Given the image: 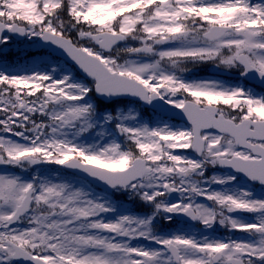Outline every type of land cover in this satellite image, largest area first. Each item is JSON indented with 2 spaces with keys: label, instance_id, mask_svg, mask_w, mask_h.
I'll return each instance as SVG.
<instances>
[{
  "label": "snow or ice",
  "instance_id": "obj_1",
  "mask_svg": "<svg viewBox=\"0 0 264 264\" xmlns=\"http://www.w3.org/2000/svg\"><path fill=\"white\" fill-rule=\"evenodd\" d=\"M12 36L51 51L0 61V264H264V0H0Z\"/></svg>",
  "mask_w": 264,
  "mask_h": 264
},
{
  "label": "rangeland",
  "instance_id": "obj_2",
  "mask_svg": "<svg viewBox=\"0 0 264 264\" xmlns=\"http://www.w3.org/2000/svg\"><path fill=\"white\" fill-rule=\"evenodd\" d=\"M35 51H36L35 44L32 41H28L27 39H25V41H22V42L18 43V45H16V44L12 43L11 39H10V43L7 45L6 50L3 52H0V55H4V56L11 55V56H6L8 58H6V57L0 58V61H6L7 63L13 64V65L19 64L20 67L16 68L15 71L23 72L26 66L39 63L40 61L49 57L46 53L42 54L40 52H35ZM60 62L62 63V61H60ZM40 66L42 68H44L45 70H47L46 65H40ZM212 67L213 66L210 64H202V65H198L195 67H191L190 71L187 72V75L190 74V75L196 76V78H194V79H211V78L204 76V74L207 73V70L209 68H212ZM115 107L117 109H120V108L127 109L128 107H133V105L126 104V103H119V104L115 105ZM136 109H137V111H140L139 107H136ZM142 113H143L145 118H147L148 116L151 115V112H149V111H147V112L143 111ZM190 154L194 156L193 153H190ZM53 167H54V165L43 166V168L47 169V170L54 169ZM0 170H3L2 167H0ZM12 171L19 172V170H12ZM219 172H222V171H218L217 169H209L208 175L211 176L213 173H219ZM49 174H50L49 171L44 172V175H49ZM52 174L54 175V173H52ZM60 177L63 180L71 181L75 184H85L84 182L77 180L74 177H69V176L65 175L61 171H60ZM245 187H251V185L246 184ZM253 191L256 193L257 196L262 195L260 187H256V188L253 187ZM116 195L118 197L122 198L124 201V203H120V201L118 200L119 203L121 204L122 208L132 210L130 208V201L131 200L127 196H122L119 194H116ZM203 202L208 203L207 201H203ZM241 215H247V214H241ZM249 219H251V217H249ZM176 226L181 227L182 225L177 224ZM198 228H200L199 225H198ZM175 229H172L171 232L174 231ZM212 234L218 238H226L228 236H233V237L239 238V239L247 238L246 233L229 232L227 229L221 227L218 224L214 226V231L212 232ZM133 243H137V242L134 241Z\"/></svg>",
  "mask_w": 264,
  "mask_h": 264
},
{
  "label": "water",
  "instance_id": "obj_3",
  "mask_svg": "<svg viewBox=\"0 0 264 264\" xmlns=\"http://www.w3.org/2000/svg\"><path fill=\"white\" fill-rule=\"evenodd\" d=\"M14 38H17V39H22V37H18V36H13ZM38 46V45H37ZM38 47H40V46H38ZM44 48V47H43ZM46 49H48V48H46ZM50 50V49H49ZM51 51V50H50ZM69 63H71V62H69ZM78 70V69H77ZM213 73H218V71H212ZM144 106H149V105H144ZM150 107V106H149ZM177 119H179V120H181V118L179 117V116H177L176 117ZM183 121V120H182ZM82 176H84V174H81ZM89 179V178H88ZM96 185H98V186H100L99 185V182H96L95 183ZM101 187V186H100Z\"/></svg>",
  "mask_w": 264,
  "mask_h": 264
},
{
  "label": "bare ground",
  "instance_id": "obj_4",
  "mask_svg": "<svg viewBox=\"0 0 264 264\" xmlns=\"http://www.w3.org/2000/svg\"><path fill=\"white\" fill-rule=\"evenodd\" d=\"M241 215V214H240Z\"/></svg>",
  "mask_w": 264,
  "mask_h": 264
}]
</instances>
